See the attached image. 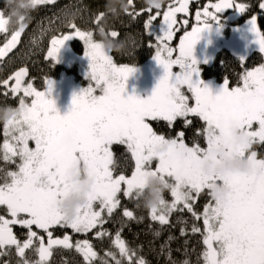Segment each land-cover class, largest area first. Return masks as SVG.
<instances>
[{
    "label": "snow or ice",
    "instance_id": "obj_1",
    "mask_svg": "<svg viewBox=\"0 0 264 264\" xmlns=\"http://www.w3.org/2000/svg\"><path fill=\"white\" fill-rule=\"evenodd\" d=\"M35 2L41 5L52 0ZM177 2L178 7L169 5L162 13L157 6L155 15H150L145 22L149 35L155 36L154 58L164 69L153 93L146 99L124 95L128 77L136 71L135 67L115 64L93 32L82 30L74 21L68 23L70 32L51 38L47 51V58L58 62L65 42L78 37L90 58L89 75L93 83L73 96V106L67 114L61 115L49 96L50 78H45V91H38L31 82L25 83L28 69L21 67L2 81L0 87L6 89V96L19 95V114L3 122L0 159L19 163L17 170L4 172L3 183H0V206L5 210V214L0 215V256L14 248L19 264H48L53 250L63 247L74 248L86 264H97L98 259L100 264H109V260L99 257L90 240L73 243L67 234L54 237L53 230L59 226L86 234L99 226L96 237L109 236L103 228L104 214L111 217L120 207L121 193L139 200L145 177L152 174L165 179L172 197L171 201L164 198L159 206L149 209L152 220L167 224L171 213L181 205V210L186 209L197 220L202 219L204 264H264V154L258 156L253 150L254 144H264V64L250 70L246 68L235 87H229L225 78L219 91L214 92L201 79L200 61L194 55L202 33L219 21V13L228 8L244 13L246 5L219 0L210 5L214 11L205 7L203 13H196L197 25L185 31L178 48H173L169 42L175 35L176 15L188 12V0ZM260 8L264 9V3ZM152 9L148 7L146 11ZM103 15L100 13L96 18L98 24ZM161 15L157 31L154 21ZM20 21V27L10 29L8 18L0 12V32L11 31L10 39L0 47V57L6 56L19 42L26 27L23 16ZM183 24L187 25L188 21L184 20ZM248 24L255 35L254 42L264 53V32L258 29L256 17L248 20ZM109 34L113 39L118 37L116 31ZM174 52L178 53L175 59L172 58ZM245 60L246 57H241V64ZM175 65L179 66V72H173ZM10 81H14L11 86ZM27 97L32 98L30 103ZM190 116H198L204 122L199 134L203 135L206 146L195 139L191 146L185 143L184 131L168 138L155 131L149 122L164 120L171 126L178 118H183L188 127L192 124ZM234 128L245 130V139L239 143L232 135ZM30 141L34 147L30 146ZM113 144L126 145L135 162L131 175L113 174ZM221 145L227 147L229 154L250 161L253 171L225 174L205 171L206 160L219 162L217 150ZM161 146H166V151H160ZM81 172L94 181L92 191L87 203L79 206L76 215L69 218L61 203L77 190L74 177ZM216 184L229 187L227 198L213 195ZM205 192L210 199L203 212L198 213L194 202ZM123 216L136 218L127 208ZM16 225L27 229L26 239L18 238L13 231ZM41 231L46 235H41ZM192 232L200 233L201 229L193 226ZM184 233L182 229L181 234ZM112 243L120 259H116V251L105 255L115 264L125 261L147 264L143 257H137L120 231L116 232ZM26 250H32L38 259L30 261Z\"/></svg>",
    "mask_w": 264,
    "mask_h": 264
},
{
    "label": "trees",
    "instance_id": "obj_2",
    "mask_svg": "<svg viewBox=\"0 0 264 264\" xmlns=\"http://www.w3.org/2000/svg\"><path fill=\"white\" fill-rule=\"evenodd\" d=\"M216 1L188 0V12L177 13L176 15L177 23L174 25L176 30L175 38L169 44L174 43V48H178L179 41L185 31H191L192 27L197 25L196 13H203L205 7H208L209 11H214L210 5ZM236 1L248 6V11L244 12L238 23L247 22L249 18H244L247 15H256L257 27L261 32H264V10L260 8V4L264 3V1ZM110 3L115 4L116 12L110 10ZM121 4L125 7H121ZM169 5L178 7L179 3L177 0H165L164 7L160 9L161 13L166 11ZM200 5L201 10L196 11V8ZM147 8L145 0H132L131 3L128 0H52V2L39 5L27 19V30L19 48L7 59L0 60V84L17 69L26 67L30 73L27 81L29 80L33 85L38 86L39 89H46L45 78H50L52 81L51 88L63 91L64 98L66 97V99L72 101L75 94H78L82 89L93 83L89 75L90 58L85 54L86 46L80 38H76L63 46L59 53L58 62L47 58V51L51 46V38L54 35L66 34L71 31L68 27L69 21H74L82 30L92 31L94 38L97 40H100L98 29L101 25L106 26L109 32L116 31L118 37L114 40L127 42L125 51H113L111 53L113 62L118 66L139 67L151 62L155 56L154 46L156 43L153 42L155 36L149 35L148 30L145 28V22L150 15H155L156 11L152 9L151 12H148L146 11ZM0 12H4L7 18L8 9L5 0H0ZM100 13H104V15L100 18V23L98 24L96 18ZM203 19L202 16L201 20L203 21ZM184 20L188 21L187 25L183 24ZM161 22L162 15L154 21L157 31L160 29ZM234 24L236 23L220 21L219 25L222 30L220 31L218 43L222 46L219 51L209 50L206 53L194 51V55L200 61L201 79L208 83L214 92L219 91L225 78L229 81V87H235L246 68L250 70L264 64V53L248 55L250 49L259 48L254 42L255 35L250 31L248 23L241 24L240 27L243 30L242 42L245 44L249 43L250 47L242 46L240 53L236 52L238 50H234L233 34L236 31L233 30ZM10 35L11 31L8 33L0 32V47ZM177 54L174 52L172 58L175 59ZM241 57H246L243 64H241ZM179 71L178 65L173 66V72ZM5 91L6 89L0 87V106L12 105L18 107L19 95L12 96L9 93L6 96L4 94ZM185 93L189 94L186 89ZM96 94H99V92L97 91ZM26 101L28 100L26 99ZM62 103L59 101L56 104V108L61 115H64L66 112ZM189 119L192 124L188 127H185L183 118H178L171 126L164 120L149 122L155 131L168 138H174L179 131H184L185 143L191 146L195 139L201 146H206L203 135L199 134L204 127V122L198 116H190ZM253 127L255 128L256 125ZM3 140V122H0V145H2ZM30 146L34 147V143L31 141ZM253 150L257 152L258 156L264 154V144H254ZM111 151L115 161L113 174L131 175L135 168V162L126 145L113 144ZM18 163V160L16 163H11L0 159V183H3L4 172L17 170ZM153 167H155V163H153ZM164 196L165 199L172 200L168 191L165 192ZM209 199L210 197L207 196L206 192L201 194L200 198L194 202V210L202 213L204 205ZM125 208L133 211L136 218L129 219L124 217ZM181 209H183V205L171 213L167 224L162 225L159 221L152 220L150 210L145 208L140 200L125 197L121 193L120 207L114 210L111 217L107 216L106 213L104 214L106 222L103 228L107 230L109 236L104 238L96 237L95 233L99 230V226L86 234L75 233L71 228L56 226L53 230V235L54 237H63L67 234L72 237L73 243L84 239L90 240L99 257L109 260V264H115V262L105 255L108 251H116V259H120L118 251L112 243L117 231H120L128 246L136 251L137 257H143L147 264H184V261H188V264H204L203 252L205 245L201 234L204 230L203 220H197L191 212ZM3 214H5L4 207L0 206V215ZM193 226L199 227L201 232L193 233ZM182 229H185L183 235L181 234ZM33 230H36L35 226ZM13 231L21 240L27 238L26 228L16 225L13 227ZM40 234L46 235L42 231ZM26 257L30 261L38 259V255L32 250H26ZM19 260L20 258L14 248L8 251L6 255L0 256V264H19ZM48 264H86V262L74 248L64 249L63 247H56L48 260ZM97 264H100L99 259ZM124 264H127V261Z\"/></svg>",
    "mask_w": 264,
    "mask_h": 264
},
{
    "label": "clouds",
    "instance_id": "obj_3",
    "mask_svg": "<svg viewBox=\"0 0 264 264\" xmlns=\"http://www.w3.org/2000/svg\"><path fill=\"white\" fill-rule=\"evenodd\" d=\"M7 5L9 20V27L16 29L21 26L20 17H24L23 23L26 24L31 12L35 11L39 4L35 0H5ZM146 7L163 8L165 0H145ZM121 7H125L121 4ZM110 10L116 12L117 8L114 3H110ZM126 10V9H125ZM100 42L103 44L105 50L109 55L113 51L123 52L127 49L126 41H116L110 36V32L106 26L101 25L98 29ZM199 42V41H198ZM197 42V43H198ZM17 107L12 105L0 106V122H7L18 116ZM234 140L239 143L245 139V130L234 128L232 130ZM160 151H166V146H161ZM220 154V160L217 162L213 159H208L204 162V169L207 172L215 171L217 174H225L228 172L249 173L253 171V165L250 161L240 156L229 154L226 146L221 145L217 150ZM74 180L77 184V190L66 200L62 201L61 207L67 217L72 218L76 215L77 208L87 203L88 194L92 191L94 181L81 172L80 175L75 176ZM169 191L165 179L159 175L149 174L145 177V185L139 197L140 202L145 208H152L159 206L161 200L165 198V192ZM213 195L218 198H227L230 189L224 184H216L212 189Z\"/></svg>",
    "mask_w": 264,
    "mask_h": 264
},
{
    "label": "rangeland",
    "instance_id": "obj_4",
    "mask_svg": "<svg viewBox=\"0 0 264 264\" xmlns=\"http://www.w3.org/2000/svg\"><path fill=\"white\" fill-rule=\"evenodd\" d=\"M244 23H246V22L236 23V24L233 25V27H234L233 30H236L235 33L233 34L234 50L235 49L238 50V51L235 50L238 53L241 52L242 46L243 47L246 46L247 48L250 47L249 43L245 44L244 42H242L243 41L242 40V38H243V30H242V27H240V25L244 24ZM76 38H78V37H73V38L67 40L65 42V44L70 43L72 40H74ZM219 40H220V37H219ZM153 42L156 43L155 38L153 39ZM173 45H174V43L171 44L170 46L174 48ZM154 51H155V49H154ZM135 69H136V71L128 77L124 95L125 96H127V95H137L140 98L146 99L147 97H149L153 93V91H154L159 79L164 74V69L155 60L154 57L151 60V62H149V63H147L145 65L139 66V67H135ZM28 82H30V81L28 80L25 83H28ZM33 86L38 91H45V89H39V87L36 86V85H33ZM49 96H50V98H52L55 101V104H57L59 101L64 103V104L62 103V106L64 107V110H65L66 114H67V112H69V110L73 106L72 105V101L66 99V97L64 98L63 91H60L57 88H51ZM26 99L28 100L27 102L30 103L32 98L31 97H27Z\"/></svg>",
    "mask_w": 264,
    "mask_h": 264
},
{
    "label": "water",
    "instance_id": "obj_5",
    "mask_svg": "<svg viewBox=\"0 0 264 264\" xmlns=\"http://www.w3.org/2000/svg\"><path fill=\"white\" fill-rule=\"evenodd\" d=\"M219 2V0L217 1V3ZM233 10V8H228V9H225L223 10L221 13H219V15H226L229 11ZM240 17V14H239V11H237L236 13L234 14H230L227 18L229 21H233L235 20L236 18H239ZM27 30V25L25 27V30L24 32L21 34V37H20V40L19 42L17 43L16 47L13 48L10 52H8V54L4 57H0V60H5L7 59L12 53H14L20 46L21 42H22V39H23V36L25 34ZM11 35L9 36L8 39H10ZM216 37H217V31L216 29L214 28V26H212V28L210 30H206L202 33V38L201 40L196 44L195 46V51L199 52V53H204V52H207L211 47V44L213 43L214 40H216ZM7 42V41H6ZM5 42V43H6ZM3 47V45H2ZM20 69V68H19ZM19 69H17L16 71H18ZM28 69V68H27ZM14 71L10 76H13L14 73L16 72ZM9 76V77H10ZM30 76V73H29V70H28V75L25 77V81L29 78ZM8 77V78H9ZM7 78V79H8ZM14 83V81H10V83Z\"/></svg>",
    "mask_w": 264,
    "mask_h": 264
},
{
    "label": "flooded vegetation",
    "instance_id": "obj_6",
    "mask_svg": "<svg viewBox=\"0 0 264 264\" xmlns=\"http://www.w3.org/2000/svg\"><path fill=\"white\" fill-rule=\"evenodd\" d=\"M234 1H235V4H244V3H239V2H237L236 0H234ZM198 3H199V2H198ZM245 5H246V4H245ZM198 10H201V5L197 7L196 11H198ZM246 10L248 11V6H247V5H246ZM263 10H264V9H263ZM237 11H238L237 9L233 8V10L229 11L226 15H219V16H220L219 21L213 23V26H214V28H215L216 31H217V37H216V40H215V45L209 49L210 51L213 50L214 52H217V51H219V50L221 49V46H222V45L218 43V40H219V37H220V31L222 30V27L219 25L220 21H227V22L231 23V22L228 20L227 17H228L230 14L232 15V14L236 13ZM239 14H240V17H239V18L241 19V18H242V15H243L244 13L239 12ZM250 17H251V19H252V17H256V15H247V16L244 17V18H249V20H250ZM240 19H239V20H240ZM246 23H248V21H247ZM174 38H175V35H174L173 39H174ZM209 50H208V51H209ZM208 51H207V52H208ZM198 53H199V52H198ZM204 53H206V52H204ZM257 53H261V52L259 51L258 48H256V49H250L249 52H248V55H251V54H257Z\"/></svg>",
    "mask_w": 264,
    "mask_h": 264
},
{
    "label": "bare ground",
    "instance_id": "obj_7",
    "mask_svg": "<svg viewBox=\"0 0 264 264\" xmlns=\"http://www.w3.org/2000/svg\"><path fill=\"white\" fill-rule=\"evenodd\" d=\"M239 19H240V18H236L235 20L230 21V22H231V23H238V22H239ZM214 45H215V40L213 41V43L211 44L210 47H213Z\"/></svg>",
    "mask_w": 264,
    "mask_h": 264
}]
</instances>
